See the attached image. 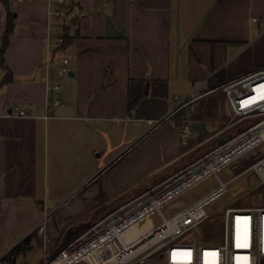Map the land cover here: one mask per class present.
<instances>
[{
    "label": "crops",
    "instance_id": "obj_1",
    "mask_svg": "<svg viewBox=\"0 0 264 264\" xmlns=\"http://www.w3.org/2000/svg\"><path fill=\"white\" fill-rule=\"evenodd\" d=\"M7 3L0 0V45L8 14L12 21L0 57V264H18L11 254L34 244L40 262L47 258L42 241L51 237L37 231L43 211L47 223L62 213L68 229L54 243L63 245L189 165L194 149L220 136L183 146L173 97L264 67V0H70V23L41 0ZM60 24L65 43L47 48L42 38L54 43ZM48 97L62 105L48 110Z\"/></svg>",
    "mask_w": 264,
    "mask_h": 264
},
{
    "label": "built area",
    "instance_id": "obj_2",
    "mask_svg": "<svg viewBox=\"0 0 264 264\" xmlns=\"http://www.w3.org/2000/svg\"><path fill=\"white\" fill-rule=\"evenodd\" d=\"M50 8L49 15L70 23V0H41ZM256 20V19H254ZM64 24L54 26L57 40L50 43L48 34L42 38L47 48L60 47L65 41ZM63 68L60 74H67ZM61 85L48 86L55 92ZM225 94L231 118L215 135H226L211 151L165 178L141 195L128 201L96 221L73 238L44 264H149L152 257L163 264H264V206L234 207L224 210L221 234L200 233L209 215L207 208L228 191L231 181L253 174L264 184V67L242 78L218 87ZM216 89H195L185 97L175 95L176 106L171 114L189 106ZM62 105L60 99L48 97L47 109ZM17 116L25 117L19 107ZM12 115V114H9ZM253 120L252 122H250ZM157 120H148L151 125ZM230 172L223 180L220 173ZM214 177L216 186L197 200L174 213L165 209L180 197ZM37 231L42 234L51 213L42 212ZM148 219L152 225L130 241L125 234ZM200 233V234H199Z\"/></svg>",
    "mask_w": 264,
    "mask_h": 264
},
{
    "label": "rangeland",
    "instance_id": "obj_3",
    "mask_svg": "<svg viewBox=\"0 0 264 264\" xmlns=\"http://www.w3.org/2000/svg\"><path fill=\"white\" fill-rule=\"evenodd\" d=\"M218 87L215 93L208 94L198 99L194 103L187 106L188 108L185 111L182 110L181 112L178 111L179 113H175L178 136L183 146L192 145L195 141H200L211 134H216L219 129L231 118V112L227 105L225 94L221 91V89H218ZM211 89L216 88L211 87ZM202 104H205V107L200 111ZM252 121L253 120L250 122ZM236 129L228 131L226 135H230L231 133L234 134ZM226 135L223 134L220 135V137L216 136L211 141H208L202 146L194 149L191 153V161L196 160L205 153L211 151L224 139ZM220 177L223 180H227L230 178V172L228 170H223L220 173ZM216 184L217 181L214 177L206 179L204 182L200 183L176 200L173 204L168 206L165 209V212L174 213L175 211L183 208L186 204L207 194L216 186ZM258 205L264 206V184H260L258 179L253 176V174H246L239 177L229 183L226 194L218 198L207 208L209 217L204 222L200 233H205L206 236L221 234L223 213L229 206L250 207ZM61 216L62 213H55L53 218L45 225V228L47 229L46 231L51 237L47 240L44 238L42 241V244H46L48 246H46V248L44 247L47 258L53 257L62 246V244L55 246L54 243L59 235L58 233L60 232L61 234L64 227L66 228V224H64L65 222L61 220ZM97 216L98 212H89L84 218L76 219V225L80 222L87 223ZM72 236L73 235L70 234V238H66L67 241L73 239ZM20 249L21 248H18L17 251L20 252ZM50 249H52L51 252ZM42 251L43 247L41 244H34V248L31 252H27L26 254H23L22 252L16 254V252H13L11 255H16L18 264H23V262L27 264H38L43 258ZM149 264H163V260L154 256L150 259Z\"/></svg>",
    "mask_w": 264,
    "mask_h": 264
},
{
    "label": "trees",
    "instance_id": "obj_4",
    "mask_svg": "<svg viewBox=\"0 0 264 264\" xmlns=\"http://www.w3.org/2000/svg\"><path fill=\"white\" fill-rule=\"evenodd\" d=\"M4 4L7 5V0H3ZM11 30H12V21H11V15L8 14V21H7V27H6V31L3 35V38H2V42H1V45H0V57L1 59L3 60V56H4V53L6 51V48L8 46V42H9V36L11 34ZM67 37V34L65 36V38ZM67 39V38H66ZM66 41V40H65ZM64 41V43H65ZM6 80H9V77H6ZM70 242V241H69ZM69 242H66L64 243L61 248L58 250V252L63 248L65 247ZM57 254V253H55ZM40 264H44V260H42L40 262Z\"/></svg>",
    "mask_w": 264,
    "mask_h": 264
},
{
    "label": "bare ground",
    "instance_id": "obj_5",
    "mask_svg": "<svg viewBox=\"0 0 264 264\" xmlns=\"http://www.w3.org/2000/svg\"><path fill=\"white\" fill-rule=\"evenodd\" d=\"M151 225H152V220L148 219L142 225L132 228L125 234V240L130 241L138 234L143 233L145 230H147Z\"/></svg>",
    "mask_w": 264,
    "mask_h": 264
},
{
    "label": "water",
    "instance_id": "obj_6",
    "mask_svg": "<svg viewBox=\"0 0 264 264\" xmlns=\"http://www.w3.org/2000/svg\"><path fill=\"white\" fill-rule=\"evenodd\" d=\"M228 138V136H226Z\"/></svg>",
    "mask_w": 264,
    "mask_h": 264
}]
</instances>
